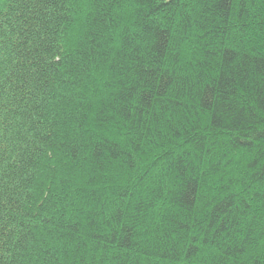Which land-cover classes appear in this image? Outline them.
I'll list each match as a JSON object with an SVG mask.
<instances>
[{
	"label": "trees",
	"instance_id": "trees-1",
	"mask_svg": "<svg viewBox=\"0 0 264 264\" xmlns=\"http://www.w3.org/2000/svg\"><path fill=\"white\" fill-rule=\"evenodd\" d=\"M0 264H264V0H0Z\"/></svg>",
	"mask_w": 264,
	"mask_h": 264
}]
</instances>
